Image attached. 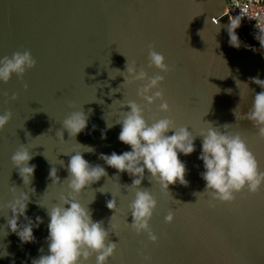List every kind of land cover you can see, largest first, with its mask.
<instances>
[{
    "label": "water",
    "instance_id": "water-1",
    "mask_svg": "<svg viewBox=\"0 0 264 264\" xmlns=\"http://www.w3.org/2000/svg\"><path fill=\"white\" fill-rule=\"evenodd\" d=\"M225 8L226 0H0V58L30 50L37 60L23 80L14 74L10 82H0V114L13 113L0 131V203L12 201L10 188L17 187L30 198L26 215L34 223L36 217L43 220L33 229L35 241L25 244L8 227L12 211L5 207L0 212V264H32L50 254L47 207L67 194V165L75 151H83L80 145L94 148L82 153L84 158L108 173L79 200L85 206L91 201L93 220L103 221L109 240L118 244L108 264H264V188L256 195L238 194L234 204L210 208L207 193L195 195L206 188L199 136L196 151L179 157L188 170V186L177 182L168 193L145 171L141 187L158 200L151 221L159 236L155 244L146 233L137 235L125 226L126 220L133 221L128 206L135 192L121 189L119 183L131 185L133 177L100 159L101 154L131 151L118 138L122 126L116 122L122 111H130L121 103L145 102L137 95L139 84L122 85L124 77L116 69L125 71L127 58L146 67L148 46L155 44L173 69L160 73L165 75L162 87L173 111L160 112L157 101L152 111L145 110L149 123L152 117L171 115L178 126H189L193 135L206 123L221 128L229 124L233 134L245 138L264 170V140L253 122L243 119L255 95L264 91L251 79L264 80V55L257 47L231 45ZM147 71L153 76L159 70ZM13 94L19 99L11 101ZM71 103L76 107H69ZM81 106L89 117L88 127L74 140L64 130L66 142L60 141L56 133L63 129V120ZM21 144L30 148V165L36 166L28 186L11 160ZM53 167L63 184H52ZM113 198L119 205L114 229L110 221L115 212L107 207ZM169 210L175 211L172 224L164 219ZM19 222L27 223L23 216ZM5 231L9 235L4 236ZM5 251L9 255L4 256ZM88 264H95V256Z\"/></svg>",
    "mask_w": 264,
    "mask_h": 264
},
{
    "label": "clouds",
    "instance_id": "clouds-1",
    "mask_svg": "<svg viewBox=\"0 0 264 264\" xmlns=\"http://www.w3.org/2000/svg\"><path fill=\"white\" fill-rule=\"evenodd\" d=\"M210 23L213 25V20ZM239 26L240 17L237 16L235 19L230 17L228 26L230 43L237 48L241 46L236 33ZM216 27L219 29V24ZM256 39L264 48V29L260 30ZM36 66L37 60L30 50L16 51L11 56H4L0 58V82L5 84L10 82L14 74L23 80L26 73ZM152 68L159 71L157 74L149 76L147 69ZM172 70L166 62V57L156 50L155 44L148 46L146 67L138 66L135 60L129 61L127 58L126 70L116 69L124 77L122 85L139 84L137 95L145 103L139 104L136 101L121 103V107L128 108L130 111H122L121 118L116 122L122 126L118 138L122 143L129 145L131 151H125L123 154L113 152L111 155L101 154L100 156V159L104 160L109 167L118 170L119 173L127 172L129 176L133 177L131 185L119 183L121 189L127 188L128 191L135 192V198L128 206V213H131L133 221L129 224L126 220L125 226L131 228L137 235L146 233L149 241L154 244L159 242V236L153 231L151 221L158 207V200L152 195L150 189L141 187L145 179V171L147 170L162 190L168 193H170L169 186L175 185L177 182L188 186L189 181L186 179L188 170L186 164L179 157L181 153L187 156L196 151L197 136L202 138V154L199 159L203 161L205 169L201 176L206 181V188L204 192H197L195 195L199 197L198 194L207 193L210 197L208 201L210 208H216L219 204H234L238 194L247 192L256 195L264 188V170H261L260 162L254 152L250 150L245 138L239 133L233 134L230 130L231 125H223L222 130L221 127L205 122L207 127L202 129L198 135H193L189 131V126H178L171 115L159 119L152 117V122L149 123L145 117V110L152 111L151 106L155 105L157 101L160 102L158 106L160 112L171 114L173 111L166 99L165 89L162 87L165 75L160 74H168ZM251 79L252 82L264 89V80ZM244 85L248 87L247 84ZM24 87L27 89L28 84L25 83ZM120 88L113 89V93L118 92ZM5 95L7 96V93ZM10 99L16 101L19 96L13 94ZM69 107L75 108L76 105L71 103ZM12 118L13 113L10 110L0 114V131L6 128ZM88 119V115L85 114L81 106L80 110L71 112L63 120V129L57 131V137L60 141L66 142L64 130H67L74 140L88 127ZM243 119L252 121L258 130L257 136L260 140H264V91L255 95L253 106ZM108 126L112 127L113 125L108 124ZM169 132H173V134L168 135ZM103 138H106V135ZM80 146L83 147V151H75L74 155L68 153L71 158L67 165L69 177L65 180L67 194L60 196L59 203L54 204L51 208L47 207L50 217L47 238L50 254L33 259L32 264H88L93 256H95V264H108L109 259L117 251L118 244L109 240L110 231L105 229L103 221L93 220L92 211L88 207L91 201L87 206L79 202L81 194L90 185L108 175L104 167L93 166L84 158L82 153H92L94 148ZM32 159L33 153L24 144H21L11 157L25 186L30 185L34 178L36 166L30 165ZM116 178H119V175ZM50 179L53 181L52 184L65 182L61 183L55 167L50 170ZM10 191L14 199L7 205L0 203V212H3L5 207L10 209L13 213L8 219L11 233L16 234L22 243L34 242L33 229L39 227L43 220L36 217L34 223L26 215L30 200L27 193L17 187H11ZM32 191L34 192L35 189ZM107 207L115 212L110 221L111 227L114 229L117 225H114L112 221L116 218L119 207L117 200L113 198L107 201ZM21 216L27 223L19 222ZM164 219L165 223L172 224L175 220V211L169 210ZM7 235L9 232L5 231L4 236ZM40 251L43 252V249ZM3 255L7 256L9 253L5 251ZM145 260L150 262L151 257L146 256Z\"/></svg>",
    "mask_w": 264,
    "mask_h": 264
},
{
    "label": "built area",
    "instance_id": "built-area-1",
    "mask_svg": "<svg viewBox=\"0 0 264 264\" xmlns=\"http://www.w3.org/2000/svg\"><path fill=\"white\" fill-rule=\"evenodd\" d=\"M225 14L229 20L230 17H240L236 33L241 45L246 48L257 47L264 55V48L256 39V35L264 29V0H226Z\"/></svg>",
    "mask_w": 264,
    "mask_h": 264
}]
</instances>
